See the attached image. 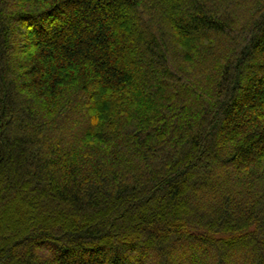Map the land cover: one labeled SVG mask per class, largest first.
Returning <instances> with one entry per match:
<instances>
[{
  "label": "trees",
  "instance_id": "16d2710c",
  "mask_svg": "<svg viewBox=\"0 0 264 264\" xmlns=\"http://www.w3.org/2000/svg\"><path fill=\"white\" fill-rule=\"evenodd\" d=\"M0 264H264V0H0Z\"/></svg>",
  "mask_w": 264,
  "mask_h": 264
},
{
  "label": "rangeland",
  "instance_id": "374dc122",
  "mask_svg": "<svg viewBox=\"0 0 264 264\" xmlns=\"http://www.w3.org/2000/svg\"><path fill=\"white\" fill-rule=\"evenodd\" d=\"M21 31L25 32L24 29L20 28Z\"/></svg>",
  "mask_w": 264,
  "mask_h": 264
}]
</instances>
